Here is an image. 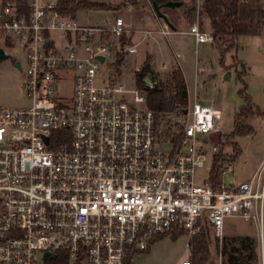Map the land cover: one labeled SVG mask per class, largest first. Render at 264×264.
Segmentation results:
<instances>
[{
  "label": "built area",
  "instance_id": "2783aa9c",
  "mask_svg": "<svg viewBox=\"0 0 264 264\" xmlns=\"http://www.w3.org/2000/svg\"><path fill=\"white\" fill-rule=\"evenodd\" d=\"M63 1L0 0V63L19 66L27 100L22 109L0 107V264H43L44 255L45 264H130L157 237L181 232L188 242L203 220L221 240L230 218L251 225L264 264V155L245 182L224 185L227 158L211 180L219 144L208 139L218 118L212 103L194 95L160 119L145 106L150 74L141 88L96 78L107 56L133 54L147 38L169 35L167 26L133 31L140 41L129 44L120 18L80 25L59 10ZM187 34L212 43L196 24ZM63 83L69 98L59 94Z\"/></svg>",
  "mask_w": 264,
  "mask_h": 264
},
{
  "label": "rangeland",
  "instance_id": "374dc122",
  "mask_svg": "<svg viewBox=\"0 0 264 264\" xmlns=\"http://www.w3.org/2000/svg\"><path fill=\"white\" fill-rule=\"evenodd\" d=\"M77 1V0H75ZM92 3H103L106 10H79L75 14L76 22L85 26H100L106 17H118L123 23L125 15L129 12L146 11L152 13L150 2L146 0H87ZM189 4H183L187 8L200 7V0H188ZM131 4V10H126L125 4ZM171 9L168 13L170 19L178 16L177 10ZM195 13L192 15V21L189 25L196 24L200 30L204 28L209 30L208 22L202 18L198 20ZM133 24H129L127 29L132 32L129 44H135L140 41V35L133 31H140L142 28L138 19H133ZM198 22H201L199 27ZM143 25V24H142ZM204 25V28H203ZM203 28V29H202ZM179 30L186 32L188 28L184 25L179 26ZM208 32V31H205ZM133 36V37H132ZM170 40L171 50L179 55L177 62L170 56V50L165 49L161 43L151 44L146 40L138 43L136 52L133 54L114 55L106 57V61L98 67L96 78L103 79L107 77L111 80L124 83L127 86H135L136 68L143 67L145 55L149 57V64L153 72L164 76V70L161 69L163 63H174L178 65L182 72L187 88V101L191 106L194 95L199 104L206 105L213 103L218 111V118L215 122V129L220 132L219 143L230 134L232 130V116L234 111L242 105V100L238 97L237 91L240 88L236 81V72L240 65L244 66L245 74L242 80L246 86V94L251 103L260 111V115L252 116L247 123L252 127L253 132L246 136H239L233 139L240 149L239 155L232 162V173L223 177L224 185L236 186L245 182L253 170L256 168L264 155V94L262 87L264 85V57L257 52L259 37H238L233 48L226 54L223 61L224 67L218 63V53L213 43H206L196 46L194 39L190 35H177L168 38ZM12 58L18 59L14 52H8ZM119 62L116 64V61ZM237 62V64L235 63ZM235 63V65H234ZM116 64V65H115ZM12 61L9 59L0 63V107L7 109H22L27 106L24 91L21 88L22 76L12 67ZM59 94L64 98H69V84H61ZM224 152H229V146H223ZM196 174L200 175L201 171ZM237 236H248L254 238V230L250 224L239 219L230 218L224 221L223 237L233 239ZM212 237V236H211ZM210 248V258L214 264H222L224 258L220 256L221 240L213 238ZM187 238L181 232L163 235L155 238L150 244L148 250L132 257L130 264H181L188 259V250L186 247ZM256 252V250H255Z\"/></svg>",
  "mask_w": 264,
  "mask_h": 264
},
{
  "label": "trees",
  "instance_id": "16d2710c",
  "mask_svg": "<svg viewBox=\"0 0 264 264\" xmlns=\"http://www.w3.org/2000/svg\"><path fill=\"white\" fill-rule=\"evenodd\" d=\"M147 1L160 7V13L166 15L171 10L163 8V4L175 0ZM182 8V16L189 25L194 12L188 13L189 7L182 5ZM83 9L104 10L105 6L87 0H64L59 5V10L71 18L75 17L77 11ZM197 16L199 19L203 18L208 22L212 43L216 46L218 53V63L222 67H224L223 61L226 54L233 48L236 49L237 38L257 36L263 20L259 0H200ZM198 24L200 27L201 22H198ZM119 60L116 61V64ZM235 63L237 64V62ZM163 70L165 73L163 77L157 72H153L149 66V57L145 55L143 67L140 68V72L136 73L135 80V84L139 88H141L142 76L145 74H150L151 78L155 80L153 87L145 89V106L154 113L156 118L160 119L174 114L176 110H184L187 106L185 84L179 68L174 63H167ZM244 74V66L240 65L239 71L236 72V81L240 84L237 95L242 100V105L232 117L230 134L224 138L222 143L218 144V152L214 156L210 172L211 180L218 176L219 166L217 162L226 158L233 162L236 156L239 155V146L233 142V139L253 132L247 120L252 116L260 115V111L251 103L249 96L246 94V86L242 80ZM224 145L229 146L228 153L223 151ZM212 241L214 239L210 235L208 224L203 220L197 234L187 242L190 264H214L210 258ZM255 250V237L221 238L220 256L224 258L222 264H257Z\"/></svg>",
  "mask_w": 264,
  "mask_h": 264
},
{
  "label": "crops",
  "instance_id": "0c3cea01",
  "mask_svg": "<svg viewBox=\"0 0 264 264\" xmlns=\"http://www.w3.org/2000/svg\"><path fill=\"white\" fill-rule=\"evenodd\" d=\"M124 1V0H123ZM147 1V0H146ZM183 1H188V0H183ZM100 4H103V3H100ZM104 5V4H103ZM105 6H107V5H105ZM179 9L177 10V13H178V16H177V18H175V19H170L169 18V15L168 14H166L165 16H166V18L168 19V21H169V23L172 25V27L174 28V30L173 31H171L170 30V34L169 35H167L166 37H162V36H160V35H153V37H152V39H146V42H150L151 44H158V43H161L162 44V46L165 48V49H169L170 50V56H171V58L174 60V62H177V60H178V57H179V55L177 54V53H175V52H173L172 50H171V45H170V40L168 39L169 37H171V36H177V35H183V34H185V35H189V34H187V31L186 32H183L182 30H179L178 28H179V26H182V25H184L186 28H189V26H187L188 24L186 23V19L182 16V6L181 7H178ZM104 10H106L105 12H110L111 13V11L110 10H108V9H104ZM171 10V9H170ZM151 11H152V13H150V12H148V11H146L145 13H142V11H134V12H129V13H127L126 15H125V22H124V24H125V26L127 27L129 24H133V19H138L139 21H140V24H141V26H142V28L140 29V31H142V30H153V31H155V30H158V28H159V26H161L162 24H163V22H162V20L161 19H159L155 14H154V12H153V10H152V8H151ZM191 12H194V9H193V11H191L190 10V8H188V13H191ZM75 18V17H74ZM203 18H202V23H203ZM143 24V25H142ZM203 28H204V25H203ZM202 28V29H203ZM201 31H208L209 32V30H206L205 28L203 29V30H201ZM133 37V36H132ZM196 45V44H195ZM203 45V44H202ZM196 46H199V45H196ZM258 52V51H257ZM259 53V52H258ZM175 55H177V57L175 58L174 56ZM166 64L167 63H163V65L166 67ZM149 66H150V68H151V64H149ZM177 67H178V65H177ZM179 68V67H178ZM151 70H152V68H151ZM179 70H180V68H179ZM181 72V71H180ZM181 74H182V72H181ZM182 76H183V74H182ZM183 80H184V84H185V89H186V94H187V88H186V82H185V79H184V76H183ZM195 96H196V94H195ZM197 98V97H196ZM187 103H188V101H187ZM213 104V103H212ZM213 106H214V104H213ZM216 110V109H215ZM217 111V110H216ZM236 111H234V113H235ZM217 113H218V111H217ZM234 113H233V115H234ZM219 114V113H218ZM233 117V116H232ZM251 175V174H250ZM250 177V176H249Z\"/></svg>",
  "mask_w": 264,
  "mask_h": 264
},
{
  "label": "water",
  "instance_id": "95a60500",
  "mask_svg": "<svg viewBox=\"0 0 264 264\" xmlns=\"http://www.w3.org/2000/svg\"><path fill=\"white\" fill-rule=\"evenodd\" d=\"M151 4V8L154 12V14L162 20V22L167 26V28L171 31L174 30V28L172 27V25L169 23L168 19L166 18L165 15L161 14L160 13V7H157L154 3H150ZM183 4H186L188 5L189 4V1H183V0H175V1H169V2H166L165 4H163V8H168V9H174V8H178V7H181ZM193 7H190V10L193 11ZM5 57L1 54L0 52V60H3ZM98 60L101 62L102 61V58L101 57H98ZM14 66L17 67V64L14 63ZM140 77V76H139ZM220 132L219 131H214L213 133H211L209 136H208V139L210 141V143L212 144H217V142L219 141L220 139ZM51 257V255H44V262L43 264H45L47 262V260Z\"/></svg>",
  "mask_w": 264,
  "mask_h": 264
},
{
  "label": "flooded vegetation",
  "instance_id": "af4514ba",
  "mask_svg": "<svg viewBox=\"0 0 264 264\" xmlns=\"http://www.w3.org/2000/svg\"><path fill=\"white\" fill-rule=\"evenodd\" d=\"M12 67H13L16 71H19V66H18V65H17V67H15L14 64H13Z\"/></svg>",
  "mask_w": 264,
  "mask_h": 264
}]
</instances>
